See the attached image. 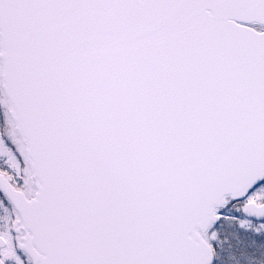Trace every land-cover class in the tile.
I'll list each match as a JSON object with an SVG mask.
<instances>
[{
    "label": "snow or ice",
    "instance_id": "snow-or-ice-1",
    "mask_svg": "<svg viewBox=\"0 0 264 264\" xmlns=\"http://www.w3.org/2000/svg\"><path fill=\"white\" fill-rule=\"evenodd\" d=\"M0 264H264V0H0Z\"/></svg>",
    "mask_w": 264,
    "mask_h": 264
}]
</instances>
